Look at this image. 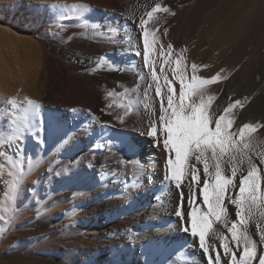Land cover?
I'll list each match as a JSON object with an SVG mask.
<instances>
[{
    "label": "bare ground",
    "instance_id": "6f19581e",
    "mask_svg": "<svg viewBox=\"0 0 264 264\" xmlns=\"http://www.w3.org/2000/svg\"><path fill=\"white\" fill-rule=\"evenodd\" d=\"M72 4L84 5V11L71 9ZM157 4L169 10L149 19L147 13ZM141 18L157 38L150 64L144 59ZM263 49L264 0H0V151L6 153L0 156V200L20 184L18 198L7 197L9 211L0 205V220L14 219L19 200L31 199L34 207L20 222L45 233L32 247L12 248L6 255L0 250V259L7 257L12 264H215L219 255L220 264H231L232 255L223 252L227 242L239 260L243 246H236L228 229L234 222L239 225L240 218L227 197L238 196L241 173L236 187L226 193V225L214 221L206 234V254L198 236L190 234L188 215L192 208L206 211L200 194L203 166L197 164L200 184L190 203L191 177L177 189L168 179L165 137L146 134L153 122L160 127L166 95L157 96L156 87L167 93L165 76L178 96L174 70L182 57L186 82L193 63L202 79L220 74L204 86L205 100L215 97L208 107L210 115L216 114L213 120L233 104L229 131L238 133L244 124L261 126L246 150L261 178V199L246 229L255 241L253 264H258L264 255L257 228L264 224L259 217L264 211V163L258 155L264 153V93L246 92V85L239 92L244 81L237 87L235 74L263 63ZM25 96L41 109L17 136L23 104L11 101L22 102ZM41 120L43 145L34 139L41 135L36 132ZM38 156L42 165L31 171ZM241 167L246 174L247 163ZM224 174L231 176L230 167ZM240 230L245 231L243 226Z\"/></svg>",
    "mask_w": 264,
    "mask_h": 264
},
{
    "label": "snow or ice",
    "instance_id": "6c2138e0",
    "mask_svg": "<svg viewBox=\"0 0 264 264\" xmlns=\"http://www.w3.org/2000/svg\"><path fill=\"white\" fill-rule=\"evenodd\" d=\"M69 7L78 12H83L85 8L82 4H72ZM161 10L167 12L169 9L166 7L161 9V6L157 4L147 13L149 19L153 17L154 13ZM148 24V20L143 18L139 20V28L143 37L144 59L146 63L150 64V53H152L154 45L157 43V38ZM166 32L167 29H165ZM171 50L172 45L169 44L168 55L172 54ZM160 54L164 56L166 62L171 63L163 50H161ZM175 63L176 70H174V75L179 81L178 96L175 94L173 82L169 81L167 76H165V81L168 84L167 93L162 94L160 86L157 85L156 87L157 96H161L163 99V96L166 95V107L162 103L160 108V127L158 128L156 123L153 122L146 134L151 138H157L159 134H163L165 137L163 146L168 153V179L175 182L177 189H181L184 182L189 176L191 177V183L187 185L190 193V203L196 198L195 187L200 184L197 164H202L205 180L203 187L200 188V194L206 211L192 208L188 215L190 234L193 237L198 236L199 247L206 254L209 252V246L205 243L206 234L212 228L214 221L224 222L226 225L227 206L224 203L226 193L230 186L236 187L234 180L237 173H241L238 196L235 199H232L231 196L227 198L236 207L235 215L240 218L239 225L235 222L232 223L228 231L231 233V239L236 246L238 248L241 245L243 246V253L237 260L227 242L223 243V252L226 255H232L231 264H253L256 258L255 241L247 234L246 229L248 219L255 218L254 208L257 207L258 199H261V196L258 195L261 188V178L256 164L253 163L252 157L246 150L250 148L252 134L261 126L258 124H244L239 128L238 133L229 131L232 127L233 119H229L228 114L235 106L233 104H229L223 109L225 115H220L213 120L216 114L212 113L210 115L208 107L215 97H208L205 100L204 86L221 78L220 74L218 73L210 80L202 79L195 75L199 66L193 63L191 65L193 75L191 80L186 82L183 74L186 66L182 64V57H177ZM161 71H163V68H161ZM152 75L154 79H158L155 71H153ZM11 103L13 105L23 104V115L19 118L20 123L16 128L18 136L27 127L30 115L39 116L41 104L27 96L23 98L22 102H18L16 98H13ZM236 103L239 104V101ZM71 111L76 112L77 109H72ZM42 125L43 121L41 120L40 125L36 128V132L41 133V135H36L34 138L41 145H43ZM9 139H16V136ZM258 155L260 156V162L264 163V153H259ZM0 156H6V153L0 151ZM6 158L11 161V157ZM245 162L247 163V171L246 174H243L244 169L241 165ZM13 167H15L14 164ZM226 167H230V177L224 174ZM2 169L3 165L0 164V170ZM8 175L12 176L13 173L9 172ZM180 198L182 202V190L180 191ZM177 215L179 216L181 213L177 212ZM245 215L247 218H245ZM259 217L261 221H264V211L259 213ZM240 226H243L245 231H241ZM257 228L260 242L264 244V224L258 223ZM183 231L188 232L189 228L184 227ZM214 260L215 264H220L219 255H216ZM258 264H264V255L259 257Z\"/></svg>",
    "mask_w": 264,
    "mask_h": 264
},
{
    "label": "rangeland",
    "instance_id": "374dc122",
    "mask_svg": "<svg viewBox=\"0 0 264 264\" xmlns=\"http://www.w3.org/2000/svg\"><path fill=\"white\" fill-rule=\"evenodd\" d=\"M264 50V49H263ZM262 64H264V62L263 63H261L260 65L258 64V65H254V69H248V68H242V69H240L239 70V72L237 73L236 72V74H235V77H236V79H235V85H237V87H239V85H241V84H239V83H242L241 82V80H243L244 82L242 83V87L240 88L239 87V89H238V91L240 92V91H243V87L246 85V86H248V87H250L249 85H251V82H253V84L251 85L252 87H250V88H246V86H245V88H244V91H246V92H252L253 91V93H261L262 92V94L264 93V85H263V83H264V73L262 72V71H264V65H262ZM261 65H262V67H261ZM255 67H256V70H255ZM258 67H261V68H258ZM245 69V70H244ZM248 69V70H247ZM251 70H252V72H251ZM258 70H260V72L258 71ZM242 71V72H241ZM243 71H244V74L245 75H243ZM247 71V72H246ZM251 73V74H247V73ZM255 72V73H254ZM239 73L240 74H242L241 76H243V79L241 78V76L239 75ZM254 73V74H253ZM238 74V75H237ZM237 75V76H236ZM248 75V76H247ZM251 75V76H250ZM255 75H256V77H255ZM240 76V77H239ZM246 77V80H245V77ZM260 76V77H259ZM238 79V80H237ZM249 81H248V80ZM252 80V81H251ZM257 80V81H256ZM258 80H260V81H258ZM236 81H237V83H236ZM251 81V82H250ZM247 84H246V83ZM250 82V83H249ZM257 82H259L258 84H256ZM263 82V83H262ZM245 83V84H244ZM249 84V85H248ZM257 86V87H256ZM262 88V89H261ZM246 89V90H245ZM251 91H250V90ZM256 92H255V91ZM259 90H261V91H259ZM263 90V91H262ZM241 114H242V111H241ZM257 114V113H256ZM245 115H247V113L245 114ZM245 115L243 116V118L245 117ZM258 115V114H257ZM249 116V115H248ZM245 118H248V117H245ZM247 120V119H246ZM37 158H39V159H34L33 161H32V163H31V167H30V170L31 171H33V170H36V169H38L41 165H42V159H40L41 157H37ZM40 165V166H39ZM28 177V176H27ZM26 178V177H25ZM24 178V179H25ZM3 181L1 180V183H2ZM16 184V183H15ZM17 185V186H16ZM16 185H14V188H13V186L11 187V188H13L14 189V191H11L9 194H5L4 192L5 191H3V193H4V196H7L8 198H10V199H12L13 197L14 198H18V196H19V186H20V184H16ZM10 188V189H11ZM9 189V190H10ZM15 192V193H14ZM35 195L37 194L36 192L34 193ZM42 195H39V200H42V197H41ZM5 198L4 197V199H2V201L0 200V205H2V207H3V209L6 211V212H8L9 211V209H10V205L8 204L10 201H8L9 199L8 198ZM6 199H7V202H6ZM5 200V201H4ZM13 200V199H12ZM2 202V203H1ZM21 202H23L22 204H24V205H22L21 204ZM31 202V203H30ZM19 204L17 205V215H16V219L14 218V219H12V220H9L8 221V223L6 222V221H3V220H0V224H1V226L4 228V230H3V228H2V233H0L1 235H0V243L2 244V245H5L6 243H7V245H9V244H11V248H7V247H3V246H0V250L2 251V253L4 254V255H6V254H9L10 253V249H12V248H29V247H32L34 244H36V243H39L40 241H42L43 239H44V237H45V233H43L44 232V230L43 229H38V231L36 230L35 231V229H27V228H25L24 226V222L22 221V223L20 222L21 221V217L23 216V215H29L28 213L30 212V208H32V207H34V202H33V200H31V199H28L27 201H20L19 200V202H18ZM22 205V206H21ZM26 205H27V207H26ZM19 207V208H18ZM25 207V208H24ZM24 213V214H23ZM17 217H18V219H17ZM20 217V218H19ZM6 223V224H5ZM9 226V229H8V226ZM23 225V226H22ZM5 227H6V229H8V230H6L5 229ZM24 227V228H23ZM17 229V230H16ZM22 229V230H21ZM2 241V242H1ZM56 256V255H55ZM57 256H59V254L57 255ZM0 261H3V263H1L0 262V264H12L9 260H8V258L7 257H5L4 259H0Z\"/></svg>",
    "mask_w": 264,
    "mask_h": 264
}]
</instances>
